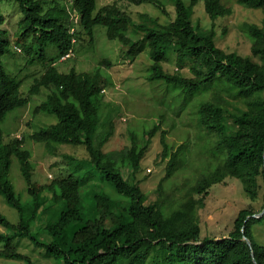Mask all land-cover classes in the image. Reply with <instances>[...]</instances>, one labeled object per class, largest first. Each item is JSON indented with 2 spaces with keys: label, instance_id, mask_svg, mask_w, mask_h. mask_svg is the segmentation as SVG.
Masks as SVG:
<instances>
[{
  "label": "trees",
  "instance_id": "obj_1",
  "mask_svg": "<svg viewBox=\"0 0 264 264\" xmlns=\"http://www.w3.org/2000/svg\"><path fill=\"white\" fill-rule=\"evenodd\" d=\"M11 1L20 3L23 19L14 36L2 28L4 16L0 19V125L8 113L36 99L33 114L56 115L58 122L40 128L31 138L53 154L64 144L84 146L89 159L70 158L68 176L40 185L34 181L31 152L24 148L26 138L5 141L0 128V195L19 216L14 223L0 211L4 229L0 259L39 264L20 252L21 241L28 240L42 249L44 258L58 264H264V244L254 235V227L264 224V215L254 217L264 211V204L257 212L241 210L234 230L219 240L202 238L198 219L203 198L227 178L240 180L252 201L260 195L259 179L264 180V18L261 25H245L252 40L251 55L245 57L217 46L214 24L209 29L194 25L200 1L214 23L232 14L222 0H191L188 5L172 0L176 15L166 25L145 14V21L137 22L117 2L99 8L96 0H76L91 43L94 28L104 26L107 37L126 48L130 61L147 51L152 60L149 81L167 84L184 100L215 87L214 100L203 102L198 111L199 124L216 139L209 150L210 164L180 199L148 203L137 176L161 126L146 128L142 136L133 132L130 146L105 151L115 130L111 111L104 113L102 93L110 82L102 71L112 67L111 61L100 60L93 72L75 68L60 72L55 63L73 46L66 6L52 1L54 7L45 10L40 0ZM121 1L155 3L168 15L160 0ZM238 2L264 13V0ZM136 36L140 37L133 40ZM12 41L29 58L28 64L36 62L44 69L43 75L33 78L28 93L22 88L24 78L11 76L2 63L4 56L14 54ZM170 53L176 54L181 68L190 61L193 76L167 72L164 64ZM229 100L237 103L233 109ZM161 143L160 158L168 162L160 191L181 166L186 148L175 149L167 131L162 132ZM17 168L27 183V194L14 183Z\"/></svg>",
  "mask_w": 264,
  "mask_h": 264
},
{
  "label": "rangeland",
  "instance_id": "obj_2",
  "mask_svg": "<svg viewBox=\"0 0 264 264\" xmlns=\"http://www.w3.org/2000/svg\"><path fill=\"white\" fill-rule=\"evenodd\" d=\"M44 2V9H50L49 3ZM61 6L66 0H52ZM187 5L191 0H183ZM231 8L232 14L219 18L215 23L211 20L205 10L204 2L200 1L195 7L194 25L209 29L213 27L217 33V46L226 52H237L248 57L251 55L252 40L249 38L245 25H261L264 18L262 9L249 8L242 5L238 0H222ZM113 0H97L98 7L111 4ZM166 6L168 15L162 7L155 3L146 2L142 4L120 3L122 9L127 10L135 21H145L147 15L156 18L163 25L174 20L176 7L172 0H160ZM176 4V3H175ZM54 5V3H53ZM4 16V28L10 36H14L19 30V21L23 19L20 5L11 0H0V19ZM143 18V19H142ZM94 41L91 43L88 38L83 37L78 42L77 56L75 58L57 65L62 73H68L73 68L78 71L87 69L88 72L96 71L100 60H109L112 67L104 69L102 73L109 77V85L102 91L104 95V113L109 110L113 116L115 130L114 135L105 144V151L121 150L131 145L132 133L142 136L146 128H152L154 124L161 127L152 138L149 150L142 161L138 180L141 182L143 191L148 195V203L162 201L169 203L171 200L180 199L186 192L197 183L200 173L210 164L212 156L209 150L213 148L216 141L215 136H209L206 130L198 122L200 105L208 100H214V88L207 89L205 93L194 98L184 100L178 92L163 83L148 80L152 60L147 51L143 52L135 62L127 58L126 48L118 40H110L107 37V29L104 26L94 28ZM141 36V35H140ZM140 36L133 37L137 40ZM52 48L49 49L51 52ZM7 55L2 59L6 71L19 80L23 77V90L28 93L29 87L33 85V78L40 77L44 69L38 64H28L24 54L17 53L10 57ZM78 60V62H77ZM191 62L186 61L183 68L177 62L175 53H170L169 60L164 64L165 70L169 73H180L185 77L193 76L190 71ZM178 68L180 69L178 71ZM20 73V76H19ZM110 74V76L108 75ZM31 85V86H32ZM33 99L25 108L15 110L7 115L0 125L5 141L16 137H25V149L31 152L30 161L35 166L34 181L40 185L50 184L57 177H66L72 170L70 164L73 158L77 161L89 159L88 152L84 146L64 144L61 145L56 154L50 153L45 146L36 143L31 135L40 131L42 127L58 122L56 115L45 113L33 114ZM231 102L233 109L236 102ZM38 102V101H37ZM40 102V100H39ZM38 102V103H39ZM234 104V105H233ZM182 110H180L181 106ZM105 117V115H103ZM167 131L169 143L178 149L186 145L182 150V164L171 179L164 183L162 191L159 185L166 175L167 162L162 161L160 155L163 151L161 135ZM128 172H125L128 177ZM14 183L19 191L27 194V183L21 172L14 170ZM260 195L256 201H252L245 192L240 180L227 178L225 181L214 185L209 190V195H196L197 199L203 198V206L198 210V219L202 230V238L223 239L228 237L234 230L235 221L241 210L249 209L257 212L264 204V180L259 179ZM0 211L9 219L17 223L19 216L12 206L5 202L0 195ZM110 224L108 223V226ZM4 231L0 226V232ZM254 235L260 243L264 244V224H257L254 227ZM20 252L29 255L32 261L39 264H58L51 259H46L28 240L21 241ZM26 261H10L0 259V264H26Z\"/></svg>",
  "mask_w": 264,
  "mask_h": 264
},
{
  "label": "clouds",
  "instance_id": "obj_3",
  "mask_svg": "<svg viewBox=\"0 0 264 264\" xmlns=\"http://www.w3.org/2000/svg\"><path fill=\"white\" fill-rule=\"evenodd\" d=\"M97 1V0H96ZM40 2H42V3H44L42 0H40ZM46 2L47 3H49V5H50V7H51V9L54 7V5L52 4V0H46ZM114 2H117L118 4H119V6L122 8V6L120 5V3H122V1L121 0H113V2L112 3H114ZM111 3V4H112ZM19 5H20V3H18ZM24 4H25V2H24ZM66 6V8H67V14H68V16H69V21H70V24L68 25V32H69V34L70 35H72V40H71V42H72V48L69 50V52L66 54V55H64V56H62L58 61H57V63H55V66H57L58 64H60V63H65L66 61H69V60H71V59H73V58H75V60H76V56H77V54H76V52H77V49H76V46H77V44H78V42H80V40L83 38V37H81V34H84L87 38H88V36H87V33L86 32H84V30H83V27H82V21H83V19H84V14L80 11V10H78V8L76 7V0H66V2H63V6ZM108 5V4H107ZM105 6V5H104ZM25 7H26V4H25ZM103 7V6H102ZM20 8H22V6H20ZM99 8H101V7H99ZM21 12H22V9H21ZM3 29H5V30H7L6 28H4V25H3V27H2ZM94 33H95V31H94ZM78 36V37H77ZM88 40H89V38H88ZM13 42V46H12V50L14 51V54H10L11 56L10 57H13V56H15L17 53H20V54H24V58L26 59H29L27 56H26V54L23 52V50H22V48H20V47H18V46H15L14 45V41H12ZM76 55V56H75ZM7 56V55H6ZM5 57V56H4ZM3 57V58H4ZM2 58V59H3ZM34 64H38V63H34ZM38 65H40V64H38ZM11 75V74H10ZM12 76V75H11ZM19 76H20V73H19ZM13 77H15V78H17L16 76H13ZM23 78H25V77H23ZM22 78V79H23ZM105 90V89H104ZM103 90V91H104ZM21 110V109H20ZM13 112V111H12ZM11 113V112H10ZM9 114V113H8ZM7 114V115H8ZM7 117V116H6ZM5 117V118H6ZM5 120V119H4ZM4 122V121H3ZM2 122V123H3ZM16 138H18V139H21L22 137L20 136V137H16Z\"/></svg>",
  "mask_w": 264,
  "mask_h": 264
},
{
  "label": "water",
  "instance_id": "obj_4",
  "mask_svg": "<svg viewBox=\"0 0 264 264\" xmlns=\"http://www.w3.org/2000/svg\"><path fill=\"white\" fill-rule=\"evenodd\" d=\"M263 215H264V211H263L262 213H260V214L254 215V217H256V218H260V217H262ZM246 241H247V243H248L250 246H252V242H251L248 238H246Z\"/></svg>",
  "mask_w": 264,
  "mask_h": 264
}]
</instances>
